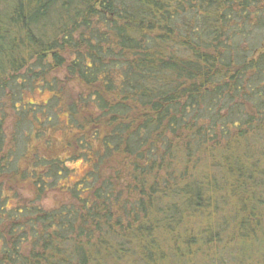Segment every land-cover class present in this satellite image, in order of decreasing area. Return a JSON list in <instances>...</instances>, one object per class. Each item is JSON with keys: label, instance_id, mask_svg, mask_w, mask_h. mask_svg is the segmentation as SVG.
<instances>
[{"label": "trees", "instance_id": "1", "mask_svg": "<svg viewBox=\"0 0 264 264\" xmlns=\"http://www.w3.org/2000/svg\"><path fill=\"white\" fill-rule=\"evenodd\" d=\"M6 3L0 264H264V0Z\"/></svg>", "mask_w": 264, "mask_h": 264}, {"label": "rangeland", "instance_id": "2", "mask_svg": "<svg viewBox=\"0 0 264 264\" xmlns=\"http://www.w3.org/2000/svg\"><path fill=\"white\" fill-rule=\"evenodd\" d=\"M4 2V4H2L1 6L6 8V0H2ZM39 90V89H38ZM38 91L36 92H31V91H28L24 94V97L27 99V100H30V101H33V102H44L45 100H47L49 97H50V94H53L51 91L49 90H45L44 92L42 93H37ZM72 167L75 168V170L78 172V173H82V170H83V167H84V163L83 162H80L79 160H75L73 163L70 164ZM24 195L25 197H29L30 194L28 192H24ZM54 192L50 193L48 195V197L42 201H39L38 203L43 206V207H50L54 204ZM221 217V216H220ZM231 245V244H230ZM228 245V246H230ZM217 247H219V253L222 251V259L226 260L229 262V259H232V257L236 254V256L238 257L239 255V251L237 250L236 247H234L232 250L230 248L227 247V245L225 244V247H227V250L225 251L226 253H223L225 247L222 243H220V246L218 245ZM224 247V248H223ZM221 248H223L221 250ZM229 257V258H228ZM199 257L194 256L193 260H198ZM256 262V260H255ZM199 264H204L200 259H199ZM220 264H226L225 262H220Z\"/></svg>", "mask_w": 264, "mask_h": 264}]
</instances>
